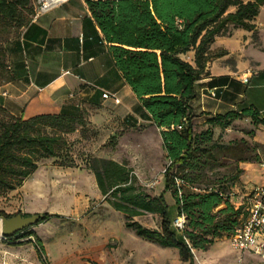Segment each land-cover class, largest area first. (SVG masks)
I'll list each match as a JSON object with an SVG mask.
<instances>
[{"label": "trees", "instance_id": "16d2710c", "mask_svg": "<svg viewBox=\"0 0 264 264\" xmlns=\"http://www.w3.org/2000/svg\"><path fill=\"white\" fill-rule=\"evenodd\" d=\"M85 2L109 44L115 64L150 112L153 123L160 128L170 159L165 170V191L153 196L139 190L134 175L115 159L94 156L89 167L103 195L125 214L128 228L163 247L178 248L181 259L194 264L192 248L206 249L216 239L226 234L231 236L246 215L244 205L237 207L232 203V191L215 184L201 187L197 178L179 174L193 167L200 156L214 157V149L223 147L213 140L210 127L201 133L194 130L196 114L192 100L196 97L195 85L209 74L210 58L226 52L212 51L216 37L231 35L237 28L255 30L264 0ZM31 14H36L31 0H0V81L9 77L7 43L32 22ZM188 54H191L190 58L186 57ZM0 111L4 115L0 119V192L22 185L44 159L69 158L68 136L78 126L85 125L84 114L42 113L25 119L14 116L1 105ZM248 117L264 124L260 110L253 105L217 113L209 117L208 122L224 127L236 119ZM179 124L182 128L177 127ZM71 163L65 161L63 164ZM175 176L184 180L182 195H179ZM172 187L177 196L176 215L185 212L188 219L184 231L174 227L176 215H172L165 196ZM147 212L160 214L159 229L144 226L134 219ZM0 216L11 217L13 214L0 211ZM50 216L43 214L36 224ZM27 234L35 235L34 231ZM38 242L42 251L44 246L40 238Z\"/></svg>", "mask_w": 264, "mask_h": 264}, {"label": "rangeland", "instance_id": "374dc122", "mask_svg": "<svg viewBox=\"0 0 264 264\" xmlns=\"http://www.w3.org/2000/svg\"><path fill=\"white\" fill-rule=\"evenodd\" d=\"M31 5L34 13L41 9L40 0H31ZM256 25L255 30L248 32L247 48L253 67H264V5ZM186 57L190 58L191 54ZM252 93L248 92L249 98ZM114 106L109 104L105 108L115 113ZM137 110L141 112V109ZM113 115L109 120L99 116L97 121H92L85 113V125L78 126L68 136L69 158L44 159L22 185L0 192V211L13 215H51L11 237L0 232V264L185 263L178 248L163 247L128 228L125 214L103 195L89 167L94 156L112 158L126 165L139 190L152 196L165 191V170L170 159L160 128L147 121L138 124L135 120L127 125L119 115ZM3 117L0 111V119ZM208 119V116L197 114L193 119L195 132L201 133L210 127L213 140L223 147L214 149V157L200 156L193 167L179 174L197 178L201 187L215 184L232 191V203L241 205L239 195L248 174L255 177V181L264 183V124L248 117L222 127L212 126ZM65 161L72 163L63 164ZM165 196L174 216L178 205L173 187L165 192ZM134 219L154 229H159L162 223L160 214L153 212ZM31 231L35 235L27 234ZM38 238L44 246L42 251L38 247ZM229 238L226 234L214 243L229 242ZM195 250L194 263L198 264L199 249Z\"/></svg>", "mask_w": 264, "mask_h": 264}, {"label": "crops", "instance_id": "0c3cea01", "mask_svg": "<svg viewBox=\"0 0 264 264\" xmlns=\"http://www.w3.org/2000/svg\"><path fill=\"white\" fill-rule=\"evenodd\" d=\"M248 32L237 28L231 35L216 37L212 51L226 52L210 58L209 74L196 83L194 114L211 117L253 105L264 117V67L256 66L248 83L239 79L241 73L253 67L247 48ZM7 48L9 77L0 81V105L14 116L26 119L42 113H86L90 120L97 121L99 116L109 120L115 114L127 125L135 120L138 124L153 123L150 112L115 64L85 0H66L34 16L21 34L7 43ZM212 87H217L216 96L209 94ZM104 91L117 92L121 103L104 98ZM248 92H253L251 98ZM109 104L115 105V113L106 110ZM254 178L248 174L243 179L240 204L255 185H264ZM198 251V264H263L252 251L234 249L230 238L229 242L217 241L210 249Z\"/></svg>", "mask_w": 264, "mask_h": 264}, {"label": "built area", "instance_id": "2783aa9c", "mask_svg": "<svg viewBox=\"0 0 264 264\" xmlns=\"http://www.w3.org/2000/svg\"><path fill=\"white\" fill-rule=\"evenodd\" d=\"M66 0H60L55 3H49L46 0H40L41 9L36 12L35 17L51 8L52 6L59 4ZM257 70L255 67H250L246 73H241L239 75V79L248 83L250 81V77ZM217 87H212L209 89V94L211 96L217 95ZM104 98H112L115 104L121 103V97L117 92L104 91ZM175 127V125H173ZM178 128H182V125H177ZM176 184L178 185L179 195H182L183 190L181 185L184 183V180L175 176ZM244 205V210L246 211V215L235 229V231L230 236L232 247L238 251H252L254 254L259 256L262 263L264 264V185L257 184L255 187L244 196V201L242 203ZM188 224V219L185 212L178 213L174 220L173 225L179 231H184ZM186 241L191 246V243L187 237H185ZM193 253L195 254V249L192 248ZM201 264H211V263H201Z\"/></svg>", "mask_w": 264, "mask_h": 264}, {"label": "water", "instance_id": "95a60500", "mask_svg": "<svg viewBox=\"0 0 264 264\" xmlns=\"http://www.w3.org/2000/svg\"><path fill=\"white\" fill-rule=\"evenodd\" d=\"M41 217L42 215L39 213H34L30 215L18 213L11 217H2L0 222V232L6 237H11L15 235L18 231L35 225Z\"/></svg>", "mask_w": 264, "mask_h": 264}, {"label": "bare ground", "instance_id": "6f19581e", "mask_svg": "<svg viewBox=\"0 0 264 264\" xmlns=\"http://www.w3.org/2000/svg\"><path fill=\"white\" fill-rule=\"evenodd\" d=\"M46 1L49 2V3H55V2H58L60 0H46Z\"/></svg>", "mask_w": 264, "mask_h": 264}]
</instances>
